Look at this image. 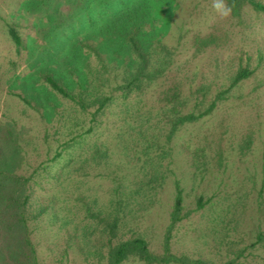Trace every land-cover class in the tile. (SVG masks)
Segmentation results:
<instances>
[{
    "label": "rangeland",
    "instance_id": "obj_1",
    "mask_svg": "<svg viewBox=\"0 0 264 264\" xmlns=\"http://www.w3.org/2000/svg\"><path fill=\"white\" fill-rule=\"evenodd\" d=\"M109 1L0 0V185L9 174L34 175L24 211L0 203V264H99L97 251L107 239L97 232L108 206L119 214L123 239L141 236L162 254L178 182L185 211L193 214L173 233L175 255L210 264H264V244L257 243L264 234V62L258 66L257 57L264 49V14L247 7L242 19L210 24L212 0H137L147 10L145 40L174 50L166 79L130 102L117 93L95 122L97 105L86 112L75 105L69 117L72 104L49 90L39 72L56 71L75 82L90 75L106 94L122 83V68L107 73L86 49L74 59L77 69L55 60L58 40L64 43L69 27L71 34H81L79 48L106 24ZM9 27L26 42L20 53ZM241 59L251 70L258 67L254 76L225 95L212 115L181 127L171 155L161 156L168 129L159 114L162 91L178 78L186 85L185 111L198 115L230 87ZM198 87L208 89L206 96L190 97ZM91 127L92 133L49 163L64 141ZM149 143L163 144L149 151L158 164L142 156ZM96 145L111 149L108 163L103 155L98 163L82 164ZM144 167L169 170L159 194L137 191ZM200 197L210 203L197 210ZM124 264L142 263L131 258Z\"/></svg>",
    "mask_w": 264,
    "mask_h": 264
},
{
    "label": "trees",
    "instance_id": "obj_2",
    "mask_svg": "<svg viewBox=\"0 0 264 264\" xmlns=\"http://www.w3.org/2000/svg\"><path fill=\"white\" fill-rule=\"evenodd\" d=\"M137 2V0H110L107 3V12L105 11L108 15L107 18H109L106 24L97 33L87 37V41L82 43L79 48L77 39H79L81 34H71L70 27L68 35H63V37L66 36L65 38H67L64 43L62 42L63 40H58L61 49L56 54L57 56L55 55V60H59V66L69 64L71 68L77 69L78 64L74 62V59L78 56V53L86 49L88 55L96 56L101 68H106L107 73L110 74L109 68L113 67L114 71L116 68H122L124 71L122 83L116 89L107 94L102 90L98 91L95 88L94 78L92 79L90 75L79 82H75L70 78L61 76L60 73L54 70V72L48 70L39 72L43 84L49 90L61 96L66 103L72 104V110L67 113L69 117L74 114L75 110L73 108L75 109V105L82 112H86L89 108L97 105L98 108L93 114L92 120V122H95L97 115L105 112L107 107L114 102L117 93L120 94L119 96L124 102H130L134 95L145 96L155 84L166 79L169 70L174 64V50L161 41L153 43L147 39L145 40V34L142 32L141 27L147 25V10L145 7L138 6ZM226 2L232 7V16L238 19H242L243 12L247 7H250L256 13L264 14V3L260 0H226ZM99 6L103 7L101 4ZM60 27L61 25L55 27V29L60 30ZM8 33L18 53L26 49V42L16 27H9ZM210 40H212V37ZM54 45H56V41ZM67 45L71 49L70 53H68L69 49L66 48ZM66 53H68L67 56L60 57ZM257 57L258 66H260L264 62V49L262 47L258 49ZM249 60L250 58H248ZM13 65L15 66V63ZM257 68L251 70L249 64L245 63L244 65L243 59H241V62L239 60V68L233 76L230 87L219 92L208 109L198 115L195 114L194 110L185 111L188 104L185 99L186 85L176 78L174 84L171 83V86L162 91L159 97L160 112H163L159 113L160 117L163 116L168 121L166 140L163 143L164 147L159 149L162 150L161 156L171 155L172 140L181 127L212 115L224 96L231 93L235 87L244 83L245 80L253 77ZM90 74H92V71H90ZM207 91L208 89L204 87L195 88L190 92V97H205ZM18 98L28 106H31L30 99L21 95ZM93 131L94 128L91 127L89 130L74 133V137L64 141L60 151L57 150L56 155L49 163L61 158L66 150L73 147L77 139ZM163 144L149 143L142 152V156L146 157L145 162L158 164V160L155 162L156 159L154 160L149 156V151L150 148H156ZM101 148L103 146L100 145L93 147L94 150L92 149L90 160L86 158L82 161V164L92 165L91 163L93 162L98 163L103 155L107 157L108 163V159L111 157V149L107 147L101 150ZM143 171L142 179L135 185L137 191L142 192L146 189V192H153L154 195L159 194L164 189L169 170L164 171L162 167L152 169L144 167ZM33 177L34 175L24 177L17 173L6 176L4 180H7L8 183L0 185V203L6 204L7 207L17 206L19 210L24 211L34 193L33 185H30ZM175 192L173 210L169 217L170 223L166 229L162 254L152 252L147 240L141 236L123 239L120 233L121 219L119 214L108 206L107 216L100 220V224H103L104 228H102L101 232H97L107 239L106 248L97 251L100 254L99 264H124L131 258L142 264H210L202 259H193L184 255L178 256L172 252L174 231L180 223L193 214V211H185L183 189L179 182L176 183ZM209 203L210 200L206 201L203 197L198 198L197 210L204 209ZM88 229L89 227H86V230ZM257 243L264 244V234L257 236ZM226 264L236 263L235 261H230Z\"/></svg>",
    "mask_w": 264,
    "mask_h": 264
},
{
    "label": "clouds",
    "instance_id": "obj_3",
    "mask_svg": "<svg viewBox=\"0 0 264 264\" xmlns=\"http://www.w3.org/2000/svg\"><path fill=\"white\" fill-rule=\"evenodd\" d=\"M212 9L214 15L209 18V23H215L217 20L227 21L232 16V7L226 0H212Z\"/></svg>",
    "mask_w": 264,
    "mask_h": 264
}]
</instances>
